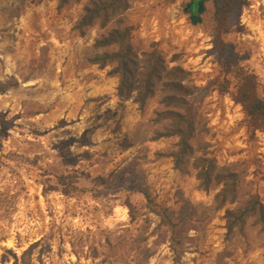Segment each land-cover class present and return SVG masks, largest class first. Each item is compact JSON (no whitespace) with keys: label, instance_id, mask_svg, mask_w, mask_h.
Returning a JSON list of instances; mask_svg holds the SVG:
<instances>
[{"label":"rangeland","instance_id":"rangeland-1","mask_svg":"<svg viewBox=\"0 0 264 264\" xmlns=\"http://www.w3.org/2000/svg\"><path fill=\"white\" fill-rule=\"evenodd\" d=\"M92 1L0 0V264H264L263 224L229 232L225 219L253 196L264 205V116L239 103L241 88L264 101V0H202L197 24L191 0H127L78 27ZM124 26L126 84L118 61L93 62L117 50L94 42ZM158 54L183 72L154 80L141 108L139 73ZM168 110L192 114L186 149L156 138L174 128Z\"/></svg>","mask_w":264,"mask_h":264},{"label":"trees","instance_id":"trees-1","mask_svg":"<svg viewBox=\"0 0 264 264\" xmlns=\"http://www.w3.org/2000/svg\"><path fill=\"white\" fill-rule=\"evenodd\" d=\"M65 0H59V5H63ZM127 8V0H94L89 6H85V13L82 15L81 20L78 23V27H83L86 25H92L96 19H100V25L103 27L107 24L111 16L121 14ZM204 10L202 0H191L187 5L186 11L189 12V18L192 24H197L201 21V18L197 13H200ZM120 20L118 23L120 24ZM132 26L124 27H115L111 29L106 35L101 36L94 42V47L99 48L102 46H111L116 45L117 50L113 52H104L102 55L96 56L93 59V62L100 63L101 66L118 61V66L114 67V71L121 70L122 74L125 75V84L127 83V77L132 74L129 69V64L134 63L130 60L129 55H131L132 47L130 43L131 33L133 31ZM147 53L144 54V56ZM175 72H183L180 67H171L167 69L163 64L160 55H153L152 58L148 61L145 72L139 73V80L137 81L136 88V99L141 106H144L147 97L153 94L152 83L154 80L160 79L161 77H168ZM164 74V76L162 75ZM123 84V85H125ZM164 86L169 89H174L176 91H185L182 84L178 81L169 80L164 83ZM244 91V92H243ZM188 93V92H187ZM241 97L245 98V102H239L243 105V109L251 117H260L264 116V101L259 100L245 91L244 88H241ZM238 99V98H237ZM167 103H177L183 106H189L187 100L180 96L168 95L166 98ZM191 106V104H190ZM162 115L172 116L175 120L174 128L169 130L167 133H157L156 138L160 136L168 135H178L180 138L179 144L182 149L187 148L188 144L186 143L191 131H192V114L189 112L188 115L181 114L179 112H174L168 110L161 113ZM254 120H258L257 118ZM185 125V126H184ZM8 156L3 154V151L0 148V161ZM198 166V165H196ZM200 167V166H198ZM211 170H213V165L208 163L205 166L200 167L196 176L200 181V186L203 189H207L210 180ZM231 176V183L225 184L217 192L216 198L222 203L226 201L227 197L233 193V186L236 183L237 176L235 174H229ZM217 180L220 181L223 179V176L217 175ZM61 181L63 179H60ZM65 194L67 191L64 190ZM233 200V197H232ZM254 215L257 218V221L263 224L264 227V205L257 200V196H253V199L250 203L239 210L231 211L227 210L225 213L226 219V228L227 231L231 232L233 227L236 225H241L243 218Z\"/></svg>","mask_w":264,"mask_h":264},{"label":"crops","instance_id":"crops-1","mask_svg":"<svg viewBox=\"0 0 264 264\" xmlns=\"http://www.w3.org/2000/svg\"><path fill=\"white\" fill-rule=\"evenodd\" d=\"M205 6L207 7V4H205ZM205 6H204V7H205Z\"/></svg>","mask_w":264,"mask_h":264}]
</instances>
